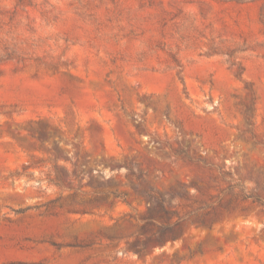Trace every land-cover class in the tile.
<instances>
[{
  "label": "rangeland",
  "instance_id": "1",
  "mask_svg": "<svg viewBox=\"0 0 264 264\" xmlns=\"http://www.w3.org/2000/svg\"><path fill=\"white\" fill-rule=\"evenodd\" d=\"M0 264H264V0H0Z\"/></svg>",
  "mask_w": 264,
  "mask_h": 264
}]
</instances>
